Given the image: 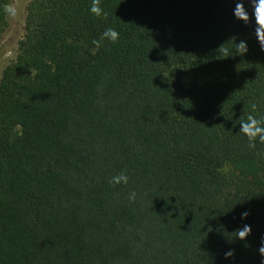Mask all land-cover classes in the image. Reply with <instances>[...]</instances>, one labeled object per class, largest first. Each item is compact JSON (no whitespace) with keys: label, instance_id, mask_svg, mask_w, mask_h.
Wrapping results in <instances>:
<instances>
[{"label":"trees","instance_id":"1","mask_svg":"<svg viewBox=\"0 0 264 264\" xmlns=\"http://www.w3.org/2000/svg\"><path fill=\"white\" fill-rule=\"evenodd\" d=\"M0 264H264V0H31Z\"/></svg>","mask_w":264,"mask_h":264},{"label":"rangeland","instance_id":"2","mask_svg":"<svg viewBox=\"0 0 264 264\" xmlns=\"http://www.w3.org/2000/svg\"><path fill=\"white\" fill-rule=\"evenodd\" d=\"M31 0H11L8 27L0 39V76L3 68L16 56L18 43L25 34L27 6Z\"/></svg>","mask_w":264,"mask_h":264}]
</instances>
